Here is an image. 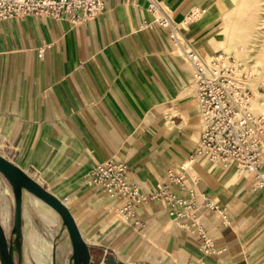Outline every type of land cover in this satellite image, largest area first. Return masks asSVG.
<instances>
[{
	"label": "crops",
	"instance_id": "0c3cea01",
	"mask_svg": "<svg viewBox=\"0 0 264 264\" xmlns=\"http://www.w3.org/2000/svg\"><path fill=\"white\" fill-rule=\"evenodd\" d=\"M157 2L201 55L215 44L232 8L230 0ZM193 9L203 12L183 24ZM150 18L145 0H108L101 14L80 25L32 16L1 22L0 155L63 201L98 257L93 264L107 258L123 264H264V192L250 178L201 160L185 188L166 180L168 170L197 148L203 128L192 67L166 31H138ZM105 162L125 163L144 194L166 184L167 192L184 199L193 191L197 206L201 194L215 197L226 223L217 229L221 220L203 207L198 223L223 251L204 256L158 199L136 208L141 227L124 224L115 212L119 200L87 183L96 164ZM10 189L0 191L4 228L14 208ZM55 217L23 192L21 264L53 261L57 247L52 253L48 247L58 237L50 232ZM25 244L31 259H25Z\"/></svg>",
	"mask_w": 264,
	"mask_h": 264
},
{
	"label": "built area",
	"instance_id": "2783aa9c",
	"mask_svg": "<svg viewBox=\"0 0 264 264\" xmlns=\"http://www.w3.org/2000/svg\"><path fill=\"white\" fill-rule=\"evenodd\" d=\"M108 0H0V23L10 18L48 17L64 19L72 25H80L101 14ZM150 20H144L138 31L152 26L166 31L175 50L192 67V82L196 88V102L202 123V136L195 150L177 167L166 174L168 183L185 188L188 172L194 163L204 159L207 163H220L228 167L235 164L241 175L250 178L256 190L264 192V112L253 108L254 94L245 85L247 73L230 56L217 53L210 61L204 60L180 33L179 24L162 12L157 0H145ZM203 11L190 10L183 24L195 21ZM39 50V54L43 53ZM87 183L98 187L106 196L119 200L115 212L127 225L141 227L135 218L136 208L158 199L170 209L172 219L182 224L188 234L199 242L204 256L218 254L211 238L198 223V212L203 207L226 223V215L217 199L200 195L201 205H196V194L190 191L188 198L167 192L163 184L152 194L140 191L129 175V167L123 162L96 164ZM188 221L186 224L183 222Z\"/></svg>",
	"mask_w": 264,
	"mask_h": 264
},
{
	"label": "rangeland",
	"instance_id": "374dc122",
	"mask_svg": "<svg viewBox=\"0 0 264 264\" xmlns=\"http://www.w3.org/2000/svg\"><path fill=\"white\" fill-rule=\"evenodd\" d=\"M232 8L225 16L224 26L217 31L213 45H210L209 52L205 57L215 56L213 52H219L230 56L234 61L239 58V64L241 65L240 70L245 73L247 71V65L251 70L252 82L248 87L252 90L254 97L253 100L256 102H264V0H230ZM250 7V8H249ZM239 21V22H238ZM241 23V24H240ZM255 36V37H254ZM218 39L223 40L225 45H221ZM237 39V40H236ZM235 44L233 47H229L227 42ZM228 46V47H227ZM243 52L241 57L239 52ZM238 60V59H237ZM236 60V61H237ZM235 61V62H236ZM247 63V65H246ZM254 67V68H253ZM254 74V75H253ZM247 73V78H248ZM257 80V81H256ZM254 81V82H253ZM264 104V103H262ZM223 165V164H222ZM226 167L225 165H223ZM0 183L2 187L10 186L6 179L0 174ZM2 187L0 191H2ZM11 190V189H10ZM33 205L37 206L36 210L42 213L39 208V204L32 197ZM44 206V205H43ZM44 208H46L44 206ZM56 216L54 222L51 223V234L55 238L56 251L54 252L55 258L52 261V257L46 262V264H69L68 260L70 257L71 246L68 235L65 230L61 231V220L59 216L53 212ZM1 217V216H0ZM1 219V218H0ZM13 222V209L11 211L10 222H7L4 228L7 237L9 236ZM3 226V225H2ZM50 237V236H49ZM51 239V238H48ZM52 244L48 250L52 253ZM24 256L25 259H31L32 253L28 245H24ZM91 254V263L98 260V257L93 258ZM37 264L35 261H27L25 264ZM106 263V261L104 262Z\"/></svg>",
	"mask_w": 264,
	"mask_h": 264
},
{
	"label": "water",
	"instance_id": "95a60500",
	"mask_svg": "<svg viewBox=\"0 0 264 264\" xmlns=\"http://www.w3.org/2000/svg\"><path fill=\"white\" fill-rule=\"evenodd\" d=\"M0 174L8 182L14 199L13 222L7 237L0 224V264H21V204L23 192H27L44 204L52 208L61 220L62 230H65L71 246L69 264H90L89 247L82 238L80 231L69 209L62 200L43 188L32 179L26 172L0 155ZM55 249V245L53 244ZM106 263L123 264L112 258H107Z\"/></svg>",
	"mask_w": 264,
	"mask_h": 264
},
{
	"label": "bare ground",
	"instance_id": "6f19581e",
	"mask_svg": "<svg viewBox=\"0 0 264 264\" xmlns=\"http://www.w3.org/2000/svg\"><path fill=\"white\" fill-rule=\"evenodd\" d=\"M250 8V7H249ZM207 13V12H206ZM205 15H207V14H205ZM200 17V16H199ZM239 22V21H238ZM241 24V23H240ZM255 37V36H254ZM237 40V39H236ZM218 42L221 44V45H225V43L223 42V40H221V39H218ZM211 45V44H210ZM209 45V46H210ZM213 45V44H212ZM227 45H229V47H233L234 45L233 44H230V41H228L227 42ZM228 47V46H227ZM197 50V49H196ZM198 52V51H197ZM240 53V55H241V57H243L244 55H243V52L241 51V52H239ZM198 54H200L199 52H198ZM227 54V53H226ZM201 55V54H200ZM229 55V54H228ZM202 56V58L204 59V60H206V61H210L212 58H213V56H211V57H205V56H203V55H201ZM238 59V60H237ZM235 61L237 62V63H239V61H240V59L239 58H237ZM246 65H247V63H246ZM254 68V67H253ZM245 70L247 71V73L249 74L248 75V79L246 80V82H245V85H246V87L247 88H249L248 87V85H250V82H252L251 80H252V75H251V70H250V68H249V66L247 65V68H245ZM254 75V74H253ZM257 81V80H256ZM254 82V81H253ZM262 103H264V102H256L255 100H253V108H254V110H256V111H258V112H264V104H262ZM201 160H204V159H200V160H198V161H201ZM197 161V162H198ZM215 164V163H214ZM229 168H233L235 171H237L238 172V174L239 175H241L240 174V172H239V170H238V168H237V166L235 165V164H230L229 166H228ZM38 199V198H37ZM39 200V199H38ZM42 202V201H41ZM42 204L47 208V210H49L50 212H55L52 208H50L49 206H47L46 204H44L43 202H42ZM56 213V212H55ZM2 225V224H1ZM3 227V226H2ZM4 228V227H3ZM53 252H54V248H53Z\"/></svg>",
	"mask_w": 264,
	"mask_h": 264
},
{
	"label": "trees",
	"instance_id": "16d2710c",
	"mask_svg": "<svg viewBox=\"0 0 264 264\" xmlns=\"http://www.w3.org/2000/svg\"><path fill=\"white\" fill-rule=\"evenodd\" d=\"M89 253H90V264H92V263H91V250H90V249H89Z\"/></svg>",
	"mask_w": 264,
	"mask_h": 264
}]
</instances>
